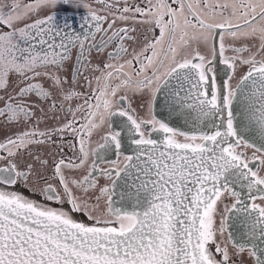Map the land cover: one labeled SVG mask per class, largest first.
<instances>
[{
	"label": "snow or ice",
	"instance_id": "6c2138e0",
	"mask_svg": "<svg viewBox=\"0 0 264 264\" xmlns=\"http://www.w3.org/2000/svg\"><path fill=\"white\" fill-rule=\"evenodd\" d=\"M0 264H264V0H0Z\"/></svg>",
	"mask_w": 264,
	"mask_h": 264
}]
</instances>
